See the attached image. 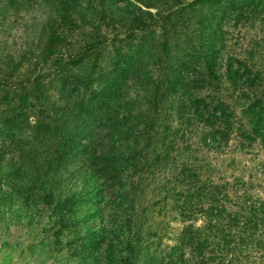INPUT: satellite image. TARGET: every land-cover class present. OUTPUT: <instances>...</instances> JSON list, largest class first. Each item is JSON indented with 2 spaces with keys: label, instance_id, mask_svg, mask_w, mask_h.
I'll return each mask as SVG.
<instances>
[{
  "label": "trees",
  "instance_id": "obj_1",
  "mask_svg": "<svg viewBox=\"0 0 264 264\" xmlns=\"http://www.w3.org/2000/svg\"><path fill=\"white\" fill-rule=\"evenodd\" d=\"M97 1L94 7L93 0H0L16 12L29 3L35 15L20 44L0 38V192L6 183L17 194L30 179L45 192L55 179V152L59 160L68 157L72 168L64 176L74 181L63 220L75 197L100 195L79 237L81 262L264 264V200L257 192L264 185L216 179L209 163L231 151L232 140L240 151L264 152V0H197L212 10L179 57L166 41L148 38L155 19L176 7L153 14L160 0ZM104 17L112 24L99 23ZM232 36L236 50L228 46ZM135 81L155 82L165 119L176 109L174 156L167 148L146 156L119 128L116 109ZM55 95L85 126L61 146L46 140L65 133L53 125L60 118H49ZM145 189L154 197L147 205ZM53 191L47 190L52 200L62 197ZM171 222L180 225L172 237Z\"/></svg>",
  "mask_w": 264,
  "mask_h": 264
},
{
  "label": "rangeland",
  "instance_id": "obj_2",
  "mask_svg": "<svg viewBox=\"0 0 264 264\" xmlns=\"http://www.w3.org/2000/svg\"><path fill=\"white\" fill-rule=\"evenodd\" d=\"M179 1L183 3V11H179L181 7L178 4ZM100 4L101 2H95V0L91 3L94 7ZM22 6L19 12H16L0 4V26L3 28L0 38L4 40L7 37L9 43H12L13 40L16 45L22 42L21 37L25 26L28 25L32 28V18L35 16L29 3H23ZM168 7H176V11H172V14H168L166 18L167 14H162L161 17L156 18L154 25L149 29L148 38L151 42L155 44L158 42L160 45L166 41L171 56L179 57L182 54L183 42L189 41L198 35L202 18L212 9L206 1L160 0L159 8L152 10V13L155 14L158 10L161 12ZM106 16H109V13ZM109 18L104 17L103 21L99 23H105L103 26L111 25L112 21ZM163 25H165V29ZM225 27L228 28V26ZM104 30L102 31L104 32ZM237 31L231 29L229 33L231 32L236 36ZM235 36L230 37L228 42V46L232 50L237 48L236 44L238 42L234 40L236 39ZM98 63L99 69H105L107 65L106 56L100 57ZM138 82L135 81L130 85L124 99L120 101L116 109L115 119L119 123V128L128 137L129 141L132 140L136 145L138 143L137 148H140L146 156L153 157L155 154L163 152L162 150L165 148L170 149V155L174 156L180 140V133L177 132L176 109L173 110V116L169 114L170 117L165 119L162 96L157 91L155 82L143 84ZM53 98L49 101L51 111L49 118L54 119L55 116L60 118L61 120L53 125H57L65 133L57 138L58 140L52 137L56 133H53L46 140L61 146L63 140L66 139L65 137L75 133L77 128L80 131L85 126L82 121L73 120L70 113L65 109L66 106L63 102L55 103L54 100H57V95ZM186 136H188V143L191 145V137ZM229 144L232 148L231 151L209 159L215 178L218 179L223 176L228 178L229 181L240 179L242 182H248L247 184L254 181L255 184L262 183L264 185V152L257 150L259 149L257 147L248 153L240 151L234 147L235 141L233 140ZM54 150H57V148H54ZM52 156L50 166L53 168V178L55 177V179L50 184H46L45 192L41 191L42 188L33 179L20 184V192L17 194H14L6 183L1 184V191L5 194L3 195L0 192V264L88 263L81 262L79 237L86 232L85 226H88V222H85V218L87 214L91 210L99 208L96 203L100 195L92 192L90 195L75 197V201L70 207L72 214L70 216L68 214V219L63 220L61 217L62 210L70 206L69 203L63 201L66 198L65 194L69 188H74V181L67 179L64 174L72 168V165H68V157L59 160L55 152ZM67 168L69 170H66ZM168 168L172 167H167V170H169ZM147 177H151L147 182L153 184L152 175ZM49 188L53 189L54 193L56 190L63 194L62 197L58 199L56 196L52 200L47 193ZM79 188L78 185L75 190H80ZM257 192L259 193L258 199L264 200V191L259 188ZM143 193L142 202L147 205L154 197L147 189ZM58 204L60 205L56 207L55 211L54 206ZM147 214L150 216V210ZM95 224L91 221L89 226L93 227ZM179 227L180 225L175 222L169 224L168 234L170 237L175 235ZM165 240L166 244H172L173 242L168 238ZM135 264H143V262Z\"/></svg>",
  "mask_w": 264,
  "mask_h": 264
}]
</instances>
